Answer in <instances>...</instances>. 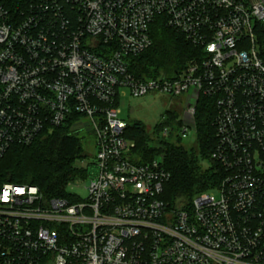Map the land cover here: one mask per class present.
I'll return each instance as SVG.
<instances>
[{
	"label": "built area",
	"instance_id": "1",
	"mask_svg": "<svg viewBox=\"0 0 264 264\" xmlns=\"http://www.w3.org/2000/svg\"><path fill=\"white\" fill-rule=\"evenodd\" d=\"M158 17L198 55L139 77L131 61ZM127 92L181 103L179 141L210 100L214 188L190 205L163 199L170 174L135 160L119 117ZM62 127L94 134L75 163L84 178L66 186L89 178L88 197L2 183L0 264H264V0H0V160Z\"/></svg>",
	"mask_w": 264,
	"mask_h": 264
},
{
	"label": "trees",
	"instance_id": "2",
	"mask_svg": "<svg viewBox=\"0 0 264 264\" xmlns=\"http://www.w3.org/2000/svg\"><path fill=\"white\" fill-rule=\"evenodd\" d=\"M150 36L151 47L131 61L139 77L176 75L186 63L197 58V50L180 33L167 27L161 17L151 26ZM213 114L210 100L200 97L195 117L198 149L190 150L163 141L158 148L150 147L151 139L142 127L138 123L128 124L127 136L136 142L135 160L144 163L160 158L162 167L170 174L163 199L171 206L190 205L195 196L211 190L221 179L210 157L215 145ZM83 154L81 139L67 128L45 131L30 146L13 147L0 160V185L6 182L34 185L47 197L65 198L67 184L84 178V171L75 165ZM202 160L207 161L208 168L201 166Z\"/></svg>",
	"mask_w": 264,
	"mask_h": 264
},
{
	"label": "rangeland",
	"instance_id": "3",
	"mask_svg": "<svg viewBox=\"0 0 264 264\" xmlns=\"http://www.w3.org/2000/svg\"><path fill=\"white\" fill-rule=\"evenodd\" d=\"M119 117L129 124L138 123L144 134L147 135L151 142L150 147H160V141L178 144L190 150L192 148L198 149V141L196 134L193 132L187 138L182 140L177 139L180 121L183 109L181 103L168 101L165 97L160 96H145L143 98H134L127 92L125 96L119 99ZM163 126H168L172 131L170 137L161 138L159 136L160 130ZM73 135L81 139L83 148L88 154L94 153L95 137L92 132L87 129L73 132ZM156 153H152L149 158L153 157ZM201 166L208 168L207 161L202 160ZM97 172L96 167H89L88 174L91 175ZM90 179H85L79 184L73 185L67 189V195L76 197L78 200L84 201L88 197L87 187Z\"/></svg>",
	"mask_w": 264,
	"mask_h": 264
},
{
	"label": "snow or ice",
	"instance_id": "4",
	"mask_svg": "<svg viewBox=\"0 0 264 264\" xmlns=\"http://www.w3.org/2000/svg\"><path fill=\"white\" fill-rule=\"evenodd\" d=\"M8 194L7 193H5V196H7Z\"/></svg>",
	"mask_w": 264,
	"mask_h": 264
}]
</instances>
